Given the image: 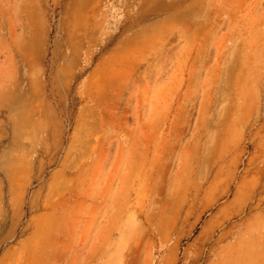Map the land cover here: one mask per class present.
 Here are the masks:
<instances>
[{
	"label": "rangeland",
	"instance_id": "1",
	"mask_svg": "<svg viewBox=\"0 0 264 264\" xmlns=\"http://www.w3.org/2000/svg\"><path fill=\"white\" fill-rule=\"evenodd\" d=\"M0 264H264V0H0Z\"/></svg>",
	"mask_w": 264,
	"mask_h": 264
},
{
	"label": "bare ground",
	"instance_id": "2",
	"mask_svg": "<svg viewBox=\"0 0 264 264\" xmlns=\"http://www.w3.org/2000/svg\"><path fill=\"white\" fill-rule=\"evenodd\" d=\"M196 187H197V179L196 178H193L189 182V190H190V193L193 194V191L196 190Z\"/></svg>",
	"mask_w": 264,
	"mask_h": 264
}]
</instances>
